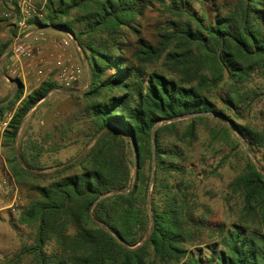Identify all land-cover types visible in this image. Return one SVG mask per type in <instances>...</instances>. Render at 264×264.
I'll return each mask as SVG.
<instances>
[{
  "label": "trees",
  "instance_id": "1",
  "mask_svg": "<svg viewBox=\"0 0 264 264\" xmlns=\"http://www.w3.org/2000/svg\"><path fill=\"white\" fill-rule=\"evenodd\" d=\"M205 1L44 0L38 7L31 29L67 33L86 64L91 145L50 167L47 185L32 187L16 217L30 238L4 264H264V159L246 156L227 183L237 205L228 224L207 222L185 164L198 127L211 120L219 126L208 129L209 147L228 149L212 173L242 146L264 158V130L225 115L242 120L264 98V0H222L211 18ZM147 9L162 17L152 43L135 28ZM2 27L0 56L14 36L0 17ZM11 81V99L0 101V117L12 111L2 145L15 144L20 172L40 173L48 169L41 147L17 135L58 85L45 80L23 95L20 81ZM203 235L214 241L204 244Z\"/></svg>",
  "mask_w": 264,
  "mask_h": 264
},
{
  "label": "rangeland",
  "instance_id": "2",
  "mask_svg": "<svg viewBox=\"0 0 264 264\" xmlns=\"http://www.w3.org/2000/svg\"><path fill=\"white\" fill-rule=\"evenodd\" d=\"M33 1L35 7L38 8L44 0ZM221 3L222 0L205 1L203 9L208 13L209 18H211L212 13ZM191 7L200 13L199 2L193 1ZM155 10L147 9L135 26L139 32V36L151 43L154 42L155 26L162 20L161 14ZM4 30L5 28L0 29V42L8 38ZM48 31L51 34H55V37L63 36L64 34L62 31L50 28ZM124 31L126 32V30ZM44 34L49 35L45 32ZM122 40L128 45H132L134 36L126 32ZM68 49L74 61L79 63L82 68L80 79L68 90L57 86V89L50 91L46 97V102L23 120L17 135L18 142L30 139L41 147V163L48 169L40 173L30 172L32 175L23 174L18 170L21 166L16 168L13 165L15 144H13V148L11 145L4 146L2 145L3 137H0V208L3 207L0 210V264H4L18 250L21 242L26 243L30 238L29 228L19 225L16 217L18 212L34 197V193L31 190L32 187L47 185L52 180V170L54 169L50 167L56 163H64L69 159L77 160L91 145V142L87 138V132L91 128L90 119L85 112V107L91 99L82 96V93L87 91L89 74L81 52L75 44L71 42ZM5 61V58H0V93L4 95H2L3 97L0 96V101L7 98L10 94L6 83L1 78V75L6 76L3 69ZM49 67V64H44L43 66L44 69H48ZM41 80H50L56 83L52 72L44 73V77ZM25 84V89H22L23 95L37 86V83L31 77L27 78ZM71 90H74L75 94L69 95L65 93ZM210 99L218 109H221L220 104L214 98ZM225 115L229 116L237 124L246 125L257 131H263L264 98L255 103L251 112L243 116L242 120H235L227 112H225ZM218 126L215 121L211 120L198 127V137L192 143L191 151L187 156L185 164L190 166L194 171L193 187L195 188L199 204L206 209L207 222L211 224H228L234 221L236 217L237 205L234 199H228L229 191L227 183L242 168L246 156L255 164H257V161L260 162L258 164H262L264 158L262 157V150H258L252 154L242 151L244 150L242 146V149H237L238 153L231 154L212 173V168L228 152L227 148L223 150L219 145H215L216 149L209 147L208 129L217 128ZM219 149H221V152H218ZM12 168L14 174L12 173ZM2 180H4V183H2ZM13 199H15L17 205L15 211L10 212L6 207ZM213 241V237H206V235L202 237L204 244ZM21 264L29 263L25 259Z\"/></svg>",
  "mask_w": 264,
  "mask_h": 264
},
{
  "label": "built area",
  "instance_id": "3",
  "mask_svg": "<svg viewBox=\"0 0 264 264\" xmlns=\"http://www.w3.org/2000/svg\"><path fill=\"white\" fill-rule=\"evenodd\" d=\"M0 4L4 6L0 10V17L7 19L14 30L3 65L5 77L18 80L21 84L31 77L38 86L44 73L52 72L59 87L64 90L72 88L80 79L82 68L69 53V35L64 33L63 36L55 37L46 35L41 30L33 32L28 21L41 17L40 8L35 7L33 0H0ZM44 64H49L50 67L44 69ZM11 115L12 111L2 114L1 131L6 129ZM16 205L13 199L6 208L14 212Z\"/></svg>",
  "mask_w": 264,
  "mask_h": 264
},
{
  "label": "crops",
  "instance_id": "4",
  "mask_svg": "<svg viewBox=\"0 0 264 264\" xmlns=\"http://www.w3.org/2000/svg\"><path fill=\"white\" fill-rule=\"evenodd\" d=\"M36 30H41L42 32H45V33H48L49 35H51V36H54L55 34H51V32H49L48 30L49 29H45V28H40V29H32V31L34 32V31H36ZM4 32H5V30H4ZM54 32H56V31H54ZM56 33H58V32H56ZM57 36V35H56ZM6 53H7V51L6 52H4L1 56H0V58L1 59H4L5 58V55H6ZM1 78L4 80V82L6 83V87H7V89H9V96H8V98H10V96L12 97V95H13V91H14V89H15V85H14V83L12 82V81H8L7 79H5L2 75H1ZM26 83V81L24 82V84H22V86H23V90L25 89V84ZM0 86H1V84H0ZM71 91H73V93L72 94H69V95H73V94H75V91L74 90H71ZM3 95V93H0V96H2ZM26 95V94H25ZM4 96V95H3ZM2 96V97H3ZM7 98V99H8ZM2 129V128H1ZM1 129H0V137L2 136V132L3 131H1ZM6 169V168H5ZM7 172L10 174V172L7 170ZM3 209V207L2 208H0V210H2Z\"/></svg>",
  "mask_w": 264,
  "mask_h": 264
},
{
  "label": "water",
  "instance_id": "5",
  "mask_svg": "<svg viewBox=\"0 0 264 264\" xmlns=\"http://www.w3.org/2000/svg\"><path fill=\"white\" fill-rule=\"evenodd\" d=\"M69 37H70V36H69ZM70 40H71L72 43H74V40H73L72 37H70ZM74 44H75V43H74ZM3 77L9 81V79H8L7 77H5V76H3ZM10 81H11V80H10ZM65 93L72 94L73 91H68V92H65ZM47 95H48V94H47ZM47 95L43 98V100H41V102L44 101V100H46ZM10 99H11V96H10V98H8L4 103H6V102H7L8 100H10ZM41 102H39V103H41ZM39 103H38V104H39ZM1 104H3V103H0V105H1ZM152 133H153V130H152ZM152 133H151V143H152Z\"/></svg>",
  "mask_w": 264,
  "mask_h": 264
}]
</instances>
